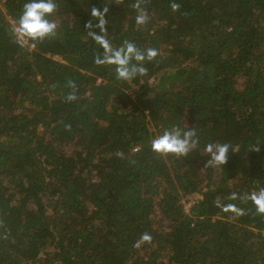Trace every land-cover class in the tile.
I'll use <instances>...</instances> for the list:
<instances>
[{
  "label": "trees",
  "instance_id": "1",
  "mask_svg": "<svg viewBox=\"0 0 264 264\" xmlns=\"http://www.w3.org/2000/svg\"><path fill=\"white\" fill-rule=\"evenodd\" d=\"M26 2L0 0V264H264V0H54L22 46ZM90 33L157 55L119 79ZM174 127L197 143L154 152Z\"/></svg>",
  "mask_w": 264,
  "mask_h": 264
},
{
  "label": "clouds",
  "instance_id": "2",
  "mask_svg": "<svg viewBox=\"0 0 264 264\" xmlns=\"http://www.w3.org/2000/svg\"><path fill=\"white\" fill-rule=\"evenodd\" d=\"M175 8L176 5H173ZM56 10L54 0H27L23 6L22 14L19 17V25L13 29L17 40L23 46L30 41H42L45 38L55 35L56 24L51 22L48 17ZM140 14L136 17L138 24H143L146 21V14L143 9H140ZM107 9L91 10V16L98 18V24L103 31L105 24L104 15ZM98 43L105 49L104 56L97 57V64H114L117 78L123 80H131L137 75L146 73V69L142 64H132L131 61L142 62L145 59L151 60L157 55L155 49H147L145 53H141L132 43H126L120 49L110 48L108 42L95 33H90ZM74 95H69L68 99H74ZM196 133L194 129L182 130L178 127L165 129L163 133L154 137L151 141V148L157 154H175L177 156H186L193 145L197 143L195 139ZM206 151L211 153V161L217 164H224L227 159L229 146L227 144L217 145L215 150L211 144L206 146ZM251 200L257 206V212L264 214V189H260L258 193L251 195ZM228 207H233L229 205ZM142 240L147 241L150 237L144 234Z\"/></svg>",
  "mask_w": 264,
  "mask_h": 264
},
{
  "label": "rangeland",
  "instance_id": "3",
  "mask_svg": "<svg viewBox=\"0 0 264 264\" xmlns=\"http://www.w3.org/2000/svg\"><path fill=\"white\" fill-rule=\"evenodd\" d=\"M213 150H215V147H214V149H213ZM185 204H186V208H187V209H189V208H190V206L192 205V204H191V202H188V203H185Z\"/></svg>",
  "mask_w": 264,
  "mask_h": 264
}]
</instances>
